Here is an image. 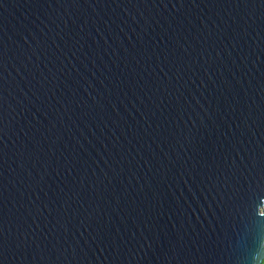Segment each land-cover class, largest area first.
Instances as JSON below:
<instances>
[{"label": "water", "instance_id": "obj_1", "mask_svg": "<svg viewBox=\"0 0 264 264\" xmlns=\"http://www.w3.org/2000/svg\"><path fill=\"white\" fill-rule=\"evenodd\" d=\"M262 187L264 0H0V264H259Z\"/></svg>", "mask_w": 264, "mask_h": 264}, {"label": "snow or ice", "instance_id": "obj_2", "mask_svg": "<svg viewBox=\"0 0 264 264\" xmlns=\"http://www.w3.org/2000/svg\"><path fill=\"white\" fill-rule=\"evenodd\" d=\"M261 197H264V187L261 188V190L253 193L251 195V201H252V204H251V208H252V211L250 213V219L251 220H257V219H264V211H260L258 214L256 212V206L260 204V199ZM259 264H264V259H261Z\"/></svg>", "mask_w": 264, "mask_h": 264}]
</instances>
